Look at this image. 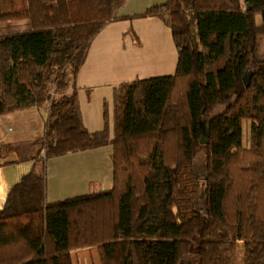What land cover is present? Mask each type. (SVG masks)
Masks as SVG:
<instances>
[{"label":"trees","instance_id":"obj_1","mask_svg":"<svg viewBox=\"0 0 264 264\" xmlns=\"http://www.w3.org/2000/svg\"><path fill=\"white\" fill-rule=\"evenodd\" d=\"M18 1L0 0V115L49 113L40 139L0 155L45 163L112 145L114 185L48 202L46 172L33 168L0 208V264H75L94 248L96 264H237L239 241L243 264H264V0H171L136 15L171 27L178 64L114 88L113 135L106 105L105 127L86 128L76 80L125 0ZM9 18L29 27L8 31Z\"/></svg>","mask_w":264,"mask_h":264},{"label":"crops","instance_id":"obj_2","mask_svg":"<svg viewBox=\"0 0 264 264\" xmlns=\"http://www.w3.org/2000/svg\"><path fill=\"white\" fill-rule=\"evenodd\" d=\"M13 1L8 0L10 5ZM18 2L19 7L22 6V0ZM170 2L125 0L120 15L126 17L108 23L92 41L76 80L83 121L88 130L105 127V105L110 117V100L113 101L114 88L119 84L176 72L179 55L171 27L157 16H136L151 6ZM28 23L26 19L9 18L3 25L8 31H15L27 29ZM262 36L258 39V50ZM48 113L49 105H45L0 115V148L5 144L40 139ZM245 125L250 145L251 121H243V133ZM113 151L112 145H105L52 157L45 163L19 160L16 152L0 155V208L11 188L33 168L46 172L48 202L111 189L114 185ZM87 251L77 250L74 263L87 264V256L82 253Z\"/></svg>","mask_w":264,"mask_h":264},{"label":"rangeland","instance_id":"obj_3","mask_svg":"<svg viewBox=\"0 0 264 264\" xmlns=\"http://www.w3.org/2000/svg\"><path fill=\"white\" fill-rule=\"evenodd\" d=\"M257 21L258 23L262 22V17L261 15L257 16ZM259 53H261L260 55L264 56V52L262 53L261 50L259 49ZM114 102L110 100V123H111V132L113 134V110H114ZM224 107V105H221L216 112L222 110ZM247 123V122H246ZM246 126V125H245ZM244 145L245 147H249V136H248V126L245 127V133H244ZM203 163H204V154L203 152H200L198 158H197V171L199 173V176L201 178H203L205 176L204 170H203ZM197 206L201 211L205 210V199H204V195L200 194L197 198ZM84 253L87 258V264H96V262L98 261V255L97 252L95 251V248L91 250V253L87 252H82ZM245 258V241H239L238 245H237V251H236V260H237V264H243ZM83 259V258H82ZM190 257L186 258L185 261L183 262V264H187L188 261H190ZM84 261V260H83ZM82 264H86L85 262H83Z\"/></svg>","mask_w":264,"mask_h":264},{"label":"water","instance_id":"obj_4","mask_svg":"<svg viewBox=\"0 0 264 264\" xmlns=\"http://www.w3.org/2000/svg\"><path fill=\"white\" fill-rule=\"evenodd\" d=\"M249 77H246V81H248Z\"/></svg>","mask_w":264,"mask_h":264}]
</instances>
